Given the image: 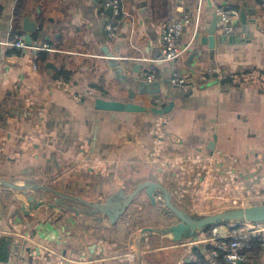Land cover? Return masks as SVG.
Segmentation results:
<instances>
[{"label":"crops","instance_id":"1","mask_svg":"<svg viewBox=\"0 0 264 264\" xmlns=\"http://www.w3.org/2000/svg\"><path fill=\"white\" fill-rule=\"evenodd\" d=\"M104 3L0 0L1 41L17 40L12 38L15 20L25 39L22 21L28 17L37 24L29 45L47 43L51 48L40 52L44 60H37L36 69L34 48L22 50L18 60L8 59L11 46L0 50V179L52 189L20 191L0 185V237H7L0 264H36L28 256L35 243L71 260L87 253L94 260L90 264H197L200 257L202 264H222L211 261L203 248L187 254L185 240L175 243L169 236L143 231V226L136 231L131 220H121L128 216V208L111 224L81 202L103 204L142 182H161L171 193V180L144 156L143 145L151 143L157 116L154 108L170 109L167 155L217 153L224 166L231 165L259 183L261 173L252 171L264 165V89L237 87L228 79L203 82L199 74L209 67L232 73L264 66V0H119L121 24L115 39L106 37V18L113 9L101 10ZM223 6L239 11L237 33H222L216 25L212 44L202 45L215 8ZM187 14L192 22L182 32L180 44H190L189 50L199 54L189 67V52L180 63L193 83L184 92L170 83L177 64L159 62L158 50L161 32ZM106 53L118 59L119 66L111 68ZM60 71L64 78L57 77ZM143 72L156 73L157 80L146 82ZM61 79L67 89L57 85ZM91 89L98 94L90 95ZM100 97L138 104L145 111H99L94 101ZM30 138L34 141L30 149L22 148ZM95 158L107 164L105 175L80 167ZM141 192L139 203L147 202L153 209L156 200L152 203ZM158 194L154 192L153 198ZM179 204L189 211L187 203ZM14 223L27 226L30 240L10 234ZM104 241L108 248L97 256ZM134 253H138L134 258L121 261L123 255ZM244 264H264L263 239L254 241Z\"/></svg>","mask_w":264,"mask_h":264},{"label":"built area","instance_id":"2","mask_svg":"<svg viewBox=\"0 0 264 264\" xmlns=\"http://www.w3.org/2000/svg\"><path fill=\"white\" fill-rule=\"evenodd\" d=\"M106 6L113 9L112 16L106 18V37L115 39L121 24L119 0H105V3L101 5V10ZM239 14L237 9L230 6L216 7L217 28L222 33L235 35L240 26ZM191 22L192 19L188 14L182 15L175 18L160 34L162 56L158 61L177 64L171 70L170 83L184 92H188L193 83L190 76L180 69V63H182L190 48V44L182 46L180 39L182 38V32ZM10 46L16 48L18 52L10 54L8 59L12 60H18L21 51L27 49V47L34 48L36 52L51 50L47 43L42 46H30L22 36L12 43L0 40V50H5ZM36 52L33 56L34 69L37 68L38 60ZM140 74L148 83L157 80V74L154 72ZM199 79L203 82L210 79L222 81L228 79L230 83L237 87L254 86L258 89H264V66L232 73L222 72L216 67H209L199 74ZM57 85L63 89L68 88V84L62 79L57 82ZM88 93L90 95L98 94L93 89L89 90ZM168 123V114L155 117L150 132L151 143L148 146L143 145V151L146 160L154 166L155 170L171 180L173 200L179 203H187L190 214L196 216H210L214 213L246 207L247 205H264V165L258 166L252 171V173L260 172L262 175V179L259 183H256L253 178L246 179L233 166H224L220 155L217 153H213L208 157L201 154V151H191L190 153L173 156L167 155L165 144ZM33 143V139L30 138L23 143L22 148L30 149ZM80 165L82 169L101 176L105 175L107 171V164L97 158L81 162ZM157 197L161 199L160 195ZM27 229L25 225L14 223L10 234L30 240L26 232ZM210 233V236L206 235L207 233L204 230L198 232L193 238L186 239L182 243L186 247L185 252L192 254L194 249L203 248L207 251L211 261L221 260L222 264H244L254 241L256 239L264 240V222H239L213 226ZM107 248L105 241L100 243L97 256L104 253ZM136 254L138 253L125 254L120 259L121 261L130 260ZM28 256L36 264H67L69 262L73 264H90L94 261L88 258L87 253H82L78 259L71 260L60 251L39 243H35L28 250ZM178 264H182L181 261Z\"/></svg>","mask_w":264,"mask_h":264},{"label":"water","instance_id":"3","mask_svg":"<svg viewBox=\"0 0 264 264\" xmlns=\"http://www.w3.org/2000/svg\"><path fill=\"white\" fill-rule=\"evenodd\" d=\"M112 8L109 7V11ZM242 16V15H241ZM23 29L26 31L25 41L30 44L31 34L37 30V24L31 21L28 17L23 19ZM217 18L214 16L211 24L208 28L207 35L205 38L201 39V44H212L214 41V34L216 32ZM196 38H199L197 35ZM211 47V46H209ZM189 57L187 59L186 65L192 63V59L196 54H199L197 50H189ZM108 65L111 68H115L119 66L120 62L118 59L113 57L111 54L106 53ZM158 56L161 57V49L158 50ZM49 67H53L50 66ZM119 70H122L119 68ZM155 85H157L155 83ZM94 108L96 110H105L111 112H129L136 113L140 111H145L144 107L139 106L138 104L132 103H123L116 101H109L103 98H96L94 101ZM152 113L157 115H163L169 113V108H154L151 110ZM0 185L9 189H16L20 191L26 190H41V191H49L52 189H47L37 184H29L25 183L24 185L12 183L9 181H5L0 179ZM141 191H145L148 197L151 199L152 203L155 202V198H153V193L158 191L161 199L164 201V207L168 211L169 215L172 217H176L178 222L175 225H171L168 227H157V228H144L143 231L152 233V234H162L165 236L171 235V240L173 242H181L182 240L193 238L198 232L204 231L206 228L211 226H221L229 223H239V222H264V205H247L246 207L241 208H232L227 211H222L219 213L211 214L210 216H196L186 213L182 209H180L174 202L171 193L169 190L162 184L161 182H142L139 183L137 187H135L130 193L124 194L123 192L117 193V195H112L106 199V201L101 204L99 202H87L82 201L83 205L90 207L94 214L104 215L108 218L111 224H116L119 221V217L125 212L126 208L135 200L138 194ZM57 193V192H56ZM25 194V193H24ZM29 202H33V197L28 198ZM42 202H39L38 205H42ZM52 206H56V204H50ZM14 243L12 244V247Z\"/></svg>","mask_w":264,"mask_h":264},{"label":"rangeland","instance_id":"4","mask_svg":"<svg viewBox=\"0 0 264 264\" xmlns=\"http://www.w3.org/2000/svg\"><path fill=\"white\" fill-rule=\"evenodd\" d=\"M133 189V188H132ZM131 188H128V191L132 190ZM142 193V192H141ZM139 194V196L137 197V202H135L136 205L133 206H129L128 207V216L127 215H123V218L121 220H131V226L134 228H136V231L139 230L142 226L146 227V228H157V227H168L171 225H175L176 222H178V219L176 217H172L169 215L168 211L165 209L164 207V201L163 199H160L159 197H157L158 191L156 195V204L154 205L153 209L149 207V205L147 204V202L139 203V201L142 200V198L144 197V194ZM135 201V200H134ZM173 202L180 208V209H184L186 213L190 212L188 211V209L179 204V202H176L175 200H173ZM139 207H141V210H139ZM183 210V211H184ZM130 216V217H129ZM124 222V221H123ZM150 226V227H147ZM206 235H211L210 234H206ZM169 237H171V235H168Z\"/></svg>","mask_w":264,"mask_h":264},{"label":"trees","instance_id":"5","mask_svg":"<svg viewBox=\"0 0 264 264\" xmlns=\"http://www.w3.org/2000/svg\"><path fill=\"white\" fill-rule=\"evenodd\" d=\"M19 28V23H17V20H15V26H14V29H13V31H14V33H13V37L12 38H14V39H18L19 37H20V35H22V34H20L18 31H17V29ZM14 52H17V49L16 48H14V47H11L10 49H8L7 50V52H6V55L7 56H9L10 54H12V53H14ZM41 51H37L36 53H37V59H38V61H43L44 60V58H41L40 57V55H41V53H43V52H41ZM18 53V52H17ZM40 57V58H39ZM40 59V60H39ZM57 77H59V78H64V73L62 72V71H60L59 73H58V75H57ZM213 226H211V227H208V228H206L205 229V232L206 233H208V234H210V230H211V228H212ZM257 240V239H256ZM6 241H7V237H4L3 235H1V237H0V253H1V250H3L2 248H1V246H3L5 243H6ZM194 250H198V248H196V249H194ZM250 252V251H249ZM249 252H248V255H249ZM200 252L198 251V254H199ZM248 258V257H247ZM203 260V258L202 257H200L199 258V260H196L197 262V264H202L203 262H199V261H202ZM204 261V260H203Z\"/></svg>","mask_w":264,"mask_h":264}]
</instances>
